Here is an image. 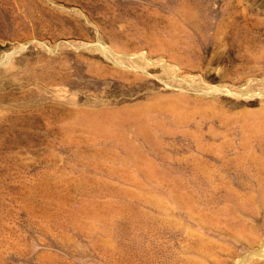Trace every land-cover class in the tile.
I'll return each mask as SVG.
<instances>
[{"label":"rangeland","instance_id":"obj_1","mask_svg":"<svg viewBox=\"0 0 264 264\" xmlns=\"http://www.w3.org/2000/svg\"><path fill=\"white\" fill-rule=\"evenodd\" d=\"M0 264H264V0H0Z\"/></svg>","mask_w":264,"mask_h":264},{"label":"bare ground","instance_id":"obj_2","mask_svg":"<svg viewBox=\"0 0 264 264\" xmlns=\"http://www.w3.org/2000/svg\"><path fill=\"white\" fill-rule=\"evenodd\" d=\"M259 171V170H258Z\"/></svg>","mask_w":264,"mask_h":264}]
</instances>
